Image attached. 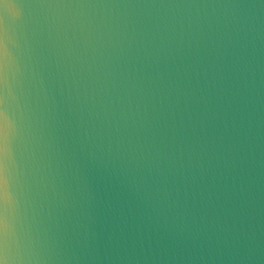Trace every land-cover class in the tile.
Returning a JSON list of instances; mask_svg holds the SVG:
<instances>
[{"label":"clouds","instance_id":"clouds-1","mask_svg":"<svg viewBox=\"0 0 264 264\" xmlns=\"http://www.w3.org/2000/svg\"><path fill=\"white\" fill-rule=\"evenodd\" d=\"M0 264H264V0H0Z\"/></svg>","mask_w":264,"mask_h":264}]
</instances>
